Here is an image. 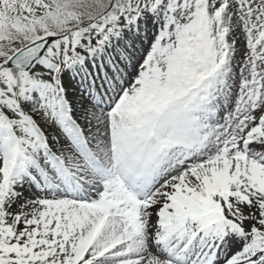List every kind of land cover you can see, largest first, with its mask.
I'll return each instance as SVG.
<instances>
[{
	"label": "snow or ice",
	"instance_id": "obj_1",
	"mask_svg": "<svg viewBox=\"0 0 264 264\" xmlns=\"http://www.w3.org/2000/svg\"><path fill=\"white\" fill-rule=\"evenodd\" d=\"M0 264H264V0H0Z\"/></svg>",
	"mask_w": 264,
	"mask_h": 264
}]
</instances>
